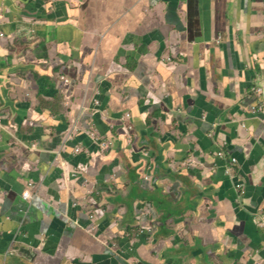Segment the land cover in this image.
I'll list each match as a JSON object with an SVG mask.
<instances>
[{"label":"crops","instance_id":"0c3cea01","mask_svg":"<svg viewBox=\"0 0 264 264\" xmlns=\"http://www.w3.org/2000/svg\"><path fill=\"white\" fill-rule=\"evenodd\" d=\"M24 1L0 264H264V0Z\"/></svg>","mask_w":264,"mask_h":264},{"label":"water","instance_id":"95a60500","mask_svg":"<svg viewBox=\"0 0 264 264\" xmlns=\"http://www.w3.org/2000/svg\"><path fill=\"white\" fill-rule=\"evenodd\" d=\"M4 5L6 7L3 8V13H6L7 9H12L16 12H12L15 16L18 17H25V18H32V15L29 13H24L22 11H19L17 9L11 8L9 5V2L11 0H2ZM27 1L25 0L23 3H26ZM11 11V10H10ZM34 17V16H33ZM33 25H18L16 27V33L12 35H6L5 37L7 38L8 45L11 51H6V53L0 57L1 63H7V59L11 60V66L9 69L4 71L1 75V81L2 85H0V100L3 102L2 108L0 110L4 109H10L12 112L16 110V105L15 102L11 99L10 94H17V86L22 82V80L18 77H10L11 75L15 74L18 71H21L24 68V62L22 60L27 59V53L28 52H33L37 49V46L43 39H36L35 38V33L36 29H33ZM2 37V35H1ZM17 42V43H16ZM29 54V53H28ZM23 65V66H22ZM31 69V68H30ZM10 87H7L9 86ZM141 229V228H139ZM138 230V229H136ZM26 254L32 259V254L30 252L26 251Z\"/></svg>","mask_w":264,"mask_h":264},{"label":"built area","instance_id":"2783aa9c","mask_svg":"<svg viewBox=\"0 0 264 264\" xmlns=\"http://www.w3.org/2000/svg\"><path fill=\"white\" fill-rule=\"evenodd\" d=\"M0 36H1V35H0ZM66 81L68 82V80H66ZM256 93L259 94V95H261L262 99H261L260 102L257 103L256 106L251 107V111H252L253 113L264 112V91H263L262 88H257V89H256ZM217 154H218V156H221V157L223 156L222 152H218ZM230 162H231V163H235V162H236L235 158H231V159H230ZM227 172H229L228 169H227ZM28 187H29V188H27V189L23 192V196H24L25 198H29V197H31V188L34 187V183H33L32 181L28 182ZM256 264H260V262H256Z\"/></svg>","mask_w":264,"mask_h":264}]
</instances>
